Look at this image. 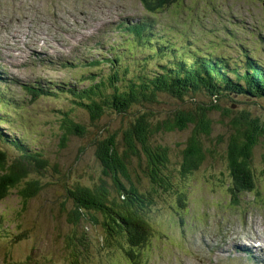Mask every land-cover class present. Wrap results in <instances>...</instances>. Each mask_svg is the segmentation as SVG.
<instances>
[{"label":"rangeland","instance_id":"374dc122","mask_svg":"<svg viewBox=\"0 0 264 264\" xmlns=\"http://www.w3.org/2000/svg\"><path fill=\"white\" fill-rule=\"evenodd\" d=\"M137 2L0 0V79L4 80L0 81V118L6 120L0 124L3 134L0 149L14 156L16 149L4 140L15 137L30 153H40L48 165L59 166L61 170L58 176L50 169L41 175L32 172L31 177L40 179L42 189L29 200H22L17 189H10L8 196L0 201V264L16 261L66 264L65 238L71 227L60 210L62 203L71 204L70 199L66 200V187L76 182L89 183L103 175L92 138L100 129L102 135L106 130L118 131L129 122L128 117L109 112L91 123L69 93H52L54 89H51L48 95L31 97L24 84L51 87L56 84L64 90L85 85L90 75L83 81L78 78L88 72L98 76L108 74L111 71L108 61L87 67L84 60L110 56L114 43H119L120 48L121 41L130 33L120 30L117 24L136 20ZM212 7L219 10L206 13ZM167 8L153 19L151 31L155 36L176 42L181 51L225 57L231 62L248 55L264 66V0H180ZM181 38L184 42L179 41ZM188 38L196 46H186ZM121 59L127 63L139 61L135 68L145 74H152L168 62L164 53L142 46L123 51ZM255 97L233 95L221 97L217 103L223 109L232 106L233 113L245 109L252 115L264 116V97ZM205 103H209V97L203 94L183 99L162 94L155 103L133 105L130 111L139 114L148 110L155 121L167 118L173 111ZM64 113L72 114L84 124L87 134L70 136L62 147L59 118ZM208 117L213 124L212 139L219 135L227 137L230 129L226 112L211 110ZM191 131L189 125L184 130L154 133L151 139L169 148L175 163V156ZM120 137L118 132V141ZM132 159V168L137 169L143 186L147 187L148 181L136 157ZM216 160L208 158L185 178L173 176V190L155 196L147 218L152 229L151 240L145 249L141 246L137 260H127L124 249L120 250L114 243L106 246L99 224H87L90 242L84 253L86 263L249 264L250 259L235 261L225 257L224 248L246 234L264 237V182L259 181L257 190L241 194L239 202L232 203L225 184L229 175L223 162ZM254 168H258L257 157ZM179 194L184 195L181 205L177 203ZM80 225L76 226L77 230H82Z\"/></svg>","mask_w":264,"mask_h":264},{"label":"trees","instance_id":"16d2710c","mask_svg":"<svg viewBox=\"0 0 264 264\" xmlns=\"http://www.w3.org/2000/svg\"><path fill=\"white\" fill-rule=\"evenodd\" d=\"M162 1L167 4L176 0ZM152 40L148 34L143 37L144 44L152 47L153 52L167 55L168 61L152 74L136 69L139 61L127 63L110 59L108 74L90 73L87 83L80 87L64 90L56 86L35 87V92L43 94H49L51 89H54L52 93H57L55 89L69 93L91 123L109 112L129 118L124 128L106 130L102 135L100 129V134L92 138L103 175L89 183L76 182L66 187V200L70 199L71 204L64 202L60 209L71 227L65 238L66 264H87L84 253L89 247L86 227L90 223L101 226L106 246L114 243L120 250L124 249L127 260L139 259L138 251L142 247L145 249L148 246L145 244L151 240L152 229L147 218L155 196L161 192L170 193L174 188L173 176L178 174L185 178L208 158L223 162L229 175L226 191L233 202L241 194L257 190L259 181L264 182V116L252 115L245 109L233 113L232 106L223 109L217 103L221 97L233 95L264 97L263 64L248 55L231 62L225 57L192 54L181 51L176 44H158ZM162 94L177 99L203 94L209 97V103L179 109L155 121L148 110L139 114L130 111L133 105L155 103ZM211 110H223L229 117L227 137L219 135L212 139L213 124L208 117ZM3 122L6 120L0 118V124ZM59 125L62 147L70 136L87 134L85 125L69 113L60 116ZM189 125L192 131L173 163L169 148L153 142L151 136L161 131L184 130ZM118 132L121 141L117 140ZM2 135L0 128V139ZM4 141L13 145L16 154L11 156L0 149V201L8 196L10 189H17L24 201L34 197L42 189V183L39 178L31 177L32 172L41 175L50 169L56 176L61 173L59 166L48 165L43 155L30 153L17 138L9 137ZM133 157L148 181L147 187L143 186L137 169L132 168ZM256 157L257 169L254 168ZM183 198L182 194L177 196L179 205ZM1 220L2 216L0 229ZM81 223L82 230H77L76 226ZM15 264L22 263L16 261Z\"/></svg>","mask_w":264,"mask_h":264},{"label":"bare ground","instance_id":"6f19581e","mask_svg":"<svg viewBox=\"0 0 264 264\" xmlns=\"http://www.w3.org/2000/svg\"><path fill=\"white\" fill-rule=\"evenodd\" d=\"M118 27V26H117Z\"/></svg>","mask_w":264,"mask_h":264}]
</instances>
